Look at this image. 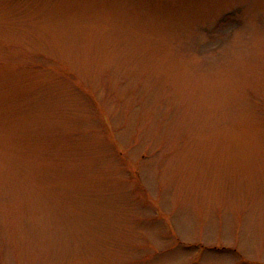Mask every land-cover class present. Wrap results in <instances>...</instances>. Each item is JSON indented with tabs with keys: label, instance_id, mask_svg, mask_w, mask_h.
Segmentation results:
<instances>
[{
	"label": "rangeland",
	"instance_id": "rangeland-1",
	"mask_svg": "<svg viewBox=\"0 0 264 264\" xmlns=\"http://www.w3.org/2000/svg\"><path fill=\"white\" fill-rule=\"evenodd\" d=\"M0 264H264V0H0Z\"/></svg>",
	"mask_w": 264,
	"mask_h": 264
}]
</instances>
